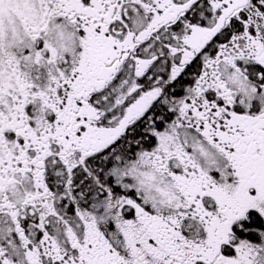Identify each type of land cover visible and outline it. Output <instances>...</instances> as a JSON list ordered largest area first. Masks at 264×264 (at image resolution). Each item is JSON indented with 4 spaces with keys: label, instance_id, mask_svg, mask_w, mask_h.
Masks as SVG:
<instances>
[{
    "label": "snow or ice",
    "instance_id": "obj_1",
    "mask_svg": "<svg viewBox=\"0 0 264 264\" xmlns=\"http://www.w3.org/2000/svg\"><path fill=\"white\" fill-rule=\"evenodd\" d=\"M0 264H264V0H0Z\"/></svg>",
    "mask_w": 264,
    "mask_h": 264
}]
</instances>
